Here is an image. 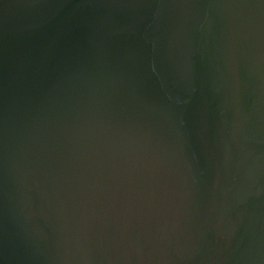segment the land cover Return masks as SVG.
I'll return each instance as SVG.
<instances>
[{
    "label": "water",
    "instance_id": "95a60500",
    "mask_svg": "<svg viewBox=\"0 0 264 264\" xmlns=\"http://www.w3.org/2000/svg\"><path fill=\"white\" fill-rule=\"evenodd\" d=\"M0 264H264V0H0Z\"/></svg>",
    "mask_w": 264,
    "mask_h": 264
}]
</instances>
